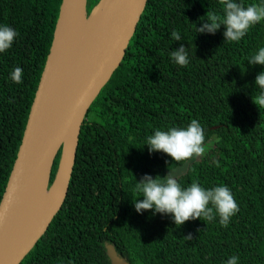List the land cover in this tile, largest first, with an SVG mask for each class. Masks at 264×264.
Here are the masks:
<instances>
[{
  "label": "trees",
  "instance_id": "1",
  "mask_svg": "<svg viewBox=\"0 0 264 264\" xmlns=\"http://www.w3.org/2000/svg\"><path fill=\"white\" fill-rule=\"evenodd\" d=\"M61 0H0V23L18 35L0 53V198L49 51ZM99 0H87V14ZM259 0H243L245 5ZM219 0H146L124 56L82 120L65 198L44 233L18 264H111L105 244L130 264H264V108L251 98L260 65L247 57L264 46V21L238 42L196 33ZM172 30L182 35L171 38ZM185 43L190 63L170 62ZM22 69L21 83L9 73ZM197 119L205 154L177 175L186 187L226 185L239 211L224 227L194 219L173 224L151 210L137 214L135 180L164 176L187 161H172L144 146L154 128L182 127ZM213 137V140H209ZM60 150L50 171L51 183ZM191 234L190 239L185 236Z\"/></svg>",
  "mask_w": 264,
  "mask_h": 264
},
{
  "label": "water",
  "instance_id": "2",
  "mask_svg": "<svg viewBox=\"0 0 264 264\" xmlns=\"http://www.w3.org/2000/svg\"><path fill=\"white\" fill-rule=\"evenodd\" d=\"M86 2L83 0L84 15L87 14ZM72 3L73 0L60 1L49 51L0 198V264H18L60 208L67 192L82 120L122 60L146 0H114L113 12L93 29L70 69L58 70L55 58L62 34L68 31L64 27L69 22ZM59 150L57 168L49 184L50 171ZM43 174L46 177L44 189L57 186L59 193L52 205L14 241L12 231L31 187ZM105 250L111 264H130L117 253L113 244L106 243Z\"/></svg>",
  "mask_w": 264,
  "mask_h": 264
},
{
  "label": "clouds",
  "instance_id": "3",
  "mask_svg": "<svg viewBox=\"0 0 264 264\" xmlns=\"http://www.w3.org/2000/svg\"><path fill=\"white\" fill-rule=\"evenodd\" d=\"M221 12L210 10L206 18L195 26L196 33L214 34L223 26V40L238 42L249 29L264 21V0L245 5L243 0H219ZM17 31L0 23V53L11 48ZM171 38L175 42L182 40L177 30H172ZM171 63L184 67L190 63V52L185 43L168 52ZM249 66L260 65L261 70L254 76L253 83L258 88V94L251 98L254 105L264 108V46L248 56ZM14 83H21L22 69L16 66L9 73ZM210 143V142H209ZM144 146L151 154L154 151L166 154L172 161H187L193 157L205 154L206 147L204 128L197 119H192L185 126H171L165 129L154 128L145 138ZM180 170L167 172L164 176L143 174L135 180L134 191L138 197L132 201V207L137 214L151 210L153 215L159 213L169 216L174 225L180 226L185 221L203 219L213 221L218 218L221 226L226 227L230 219L239 211L238 204L230 188L226 185H214L210 188L202 187L198 182L182 186L176 176ZM189 233L185 236L190 239ZM224 264H239L238 255H231Z\"/></svg>",
  "mask_w": 264,
  "mask_h": 264
},
{
  "label": "bare ground",
  "instance_id": "4",
  "mask_svg": "<svg viewBox=\"0 0 264 264\" xmlns=\"http://www.w3.org/2000/svg\"><path fill=\"white\" fill-rule=\"evenodd\" d=\"M114 0H100L95 5L88 18L83 20V0H73L69 22L65 25L68 31L62 34L59 50L55 58V68L69 70L71 64L82 53L90 33L97 28L102 20L107 18L114 10ZM45 174L38 178L31 187L25 202L22 214L12 231V240L17 241L24 231L42 215L54 202L59 193L56 186L44 189ZM56 195V196H55Z\"/></svg>",
  "mask_w": 264,
  "mask_h": 264
},
{
  "label": "rangeland",
  "instance_id": "5",
  "mask_svg": "<svg viewBox=\"0 0 264 264\" xmlns=\"http://www.w3.org/2000/svg\"><path fill=\"white\" fill-rule=\"evenodd\" d=\"M87 15V16H86ZM86 15H83V20H85V19H87L88 18V15L89 14H86ZM211 140H213V137L209 140V142L211 141ZM208 142V143H209ZM199 157H193L192 159H198ZM191 159V160H192ZM191 160H187V162L186 163H184V164H182V165H180V166H176V167H174L173 169H170L168 172H176L177 170H180V174L181 173H183L185 170H186V168H187V164L191 161Z\"/></svg>",
  "mask_w": 264,
  "mask_h": 264
}]
</instances>
